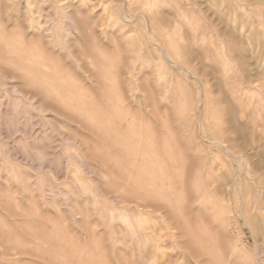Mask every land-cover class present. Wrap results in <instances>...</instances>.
Returning <instances> with one entry per match:
<instances>
[{
	"label": "rangeland",
	"instance_id": "rangeland-1",
	"mask_svg": "<svg viewBox=\"0 0 264 264\" xmlns=\"http://www.w3.org/2000/svg\"><path fill=\"white\" fill-rule=\"evenodd\" d=\"M0 264H264V0H0Z\"/></svg>",
	"mask_w": 264,
	"mask_h": 264
}]
</instances>
